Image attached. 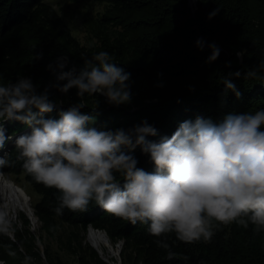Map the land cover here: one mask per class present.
<instances>
[{"label": "trees", "instance_id": "1", "mask_svg": "<svg viewBox=\"0 0 264 264\" xmlns=\"http://www.w3.org/2000/svg\"><path fill=\"white\" fill-rule=\"evenodd\" d=\"M98 1L105 2L106 8L99 16L86 19L92 34L91 43L86 44L52 1L0 0V78L31 75L43 87L54 79L47 65L57 57L66 53L70 58L67 67L79 68L84 65L81 53L107 49L132 72L134 95L131 103L118 106L109 104L103 95L86 96L88 105L82 111L92 112L91 105L100 99L96 110L100 125L128 127L147 117L161 134H171L180 120L198 113L219 120L228 112L264 107V0ZM217 7L220 11L209 18L208 13ZM198 37L221 47L215 61L206 62L212 49H201L196 44ZM241 49L244 55L238 57ZM40 52L42 57L37 55ZM229 60L231 64L226 63ZM253 67L256 76L246 78L244 73ZM237 69L241 75L231 78L240 96L234 90L225 91L221 79ZM161 80L163 86L158 83ZM53 91L63 98L65 107L80 99L76 88L68 93ZM7 129L16 135L30 131L20 120L8 121ZM13 149L9 142L7 150ZM135 153L142 166L153 167L139 146ZM3 172L24 173L40 195L32 203L38 229H32L30 217L24 214L25 226L16 233L17 241L34 257L31 264H110L88 241L90 226L106 230L114 244L124 241L123 264H264V232L257 233L252 226L222 225L210 241L185 242L170 233L176 256L168 258L167 249L155 243L157 237L146 231V225L132 224L94 204L85 212L66 209L63 216H57L52 208L56 190L36 182L22 161ZM54 224L58 225L55 230ZM9 245L16 249L15 256L9 255ZM24 255L16 241L0 235V259L6 264H23Z\"/></svg>", "mask_w": 264, "mask_h": 264}, {"label": "clouds", "instance_id": "2", "mask_svg": "<svg viewBox=\"0 0 264 264\" xmlns=\"http://www.w3.org/2000/svg\"><path fill=\"white\" fill-rule=\"evenodd\" d=\"M219 11L212 9L209 18ZM196 44L212 49L207 63L221 54L215 41L198 37ZM81 55L84 65L79 68L67 67L66 53L50 62L54 79L43 87L31 75L0 78V173L22 161L36 182L56 190L52 208L57 216L66 209L85 212L99 205L132 224L146 225L168 258L176 256L170 233L185 242L210 241L217 229L232 223L264 232V107L228 112L219 120L198 113L180 120L171 134H161L147 117L128 127L100 125V99L88 112L82 111L88 105L84 98L103 95L109 104L131 103L132 72L107 49ZM256 74L255 67L244 73L246 78ZM233 75L240 76L241 70L221 79L225 91L240 96ZM72 88L80 99L65 107L53 90L68 93ZM10 120L26 123L30 131L9 133ZM9 142L13 150H7ZM138 146L153 162L151 169L140 164ZM18 229L22 225L15 205L10 199L0 201V235L16 241L25 252L23 264H31L34 257L17 241ZM7 250L17 254L10 245ZM0 264L6 261L0 259Z\"/></svg>", "mask_w": 264, "mask_h": 264}, {"label": "rangeland", "instance_id": "3", "mask_svg": "<svg viewBox=\"0 0 264 264\" xmlns=\"http://www.w3.org/2000/svg\"><path fill=\"white\" fill-rule=\"evenodd\" d=\"M52 1L60 10L65 20L72 27L73 33L86 44L91 43L92 34L87 26L86 19L88 17H97L101 14V12L106 8L105 2H100L98 0H50ZM3 150H0L2 153ZM5 174L8 179L13 180V183L20 184L21 187H24L28 194L30 195L31 205L34 201H36L40 195L34 190L33 186L26 180L24 173L15 174V173H7ZM17 213L19 217L20 224L22 228L24 225L23 215L26 214L29 216V213L21 208H17ZM30 217V216H29ZM31 219V218H30ZM32 221V220H31ZM39 221L37 224L32 222V229L36 230L39 227ZM88 239V235H87ZM91 243V241L88 239ZM92 244V243H91ZM93 245V244H92ZM94 246V245H93ZM41 247L44 249V245L41 242ZM118 259V264L122 263L121 253L116 255ZM116 259V260H117ZM121 261V263L119 262Z\"/></svg>", "mask_w": 264, "mask_h": 264}, {"label": "bare ground", "instance_id": "4", "mask_svg": "<svg viewBox=\"0 0 264 264\" xmlns=\"http://www.w3.org/2000/svg\"><path fill=\"white\" fill-rule=\"evenodd\" d=\"M15 183H13V180L8 179L5 174L0 173V201L10 199L15 205L16 210L17 208H21L27 211L33 220L32 222L37 224L38 219L35 213L32 212L33 207L31 205L30 195L24 187ZM88 239L105 257L114 264H117L113 260L118 254L116 252L117 249L113 248V242L103 230L91 226L88 232Z\"/></svg>", "mask_w": 264, "mask_h": 264}, {"label": "water", "instance_id": "5", "mask_svg": "<svg viewBox=\"0 0 264 264\" xmlns=\"http://www.w3.org/2000/svg\"><path fill=\"white\" fill-rule=\"evenodd\" d=\"M194 1L195 0H191V4H193L194 3ZM33 207V206H32ZM32 212L34 213V209H32ZM31 218V217H30ZM37 219H38V217H37ZM32 220V219H31ZM33 221V220H32ZM91 227V226H90ZM94 227V226H93ZM90 229V228H89ZM97 229H100V228H97ZM100 230H103L106 234H107V232H106V230H104V229H100ZM108 235V234H107ZM108 237H109V235H108ZM110 238V237H109ZM123 243H124V241L122 240V241H120V242H117L116 244H114L113 243V248H116L117 250H116V252L118 253V254H120L121 253V250H122V247H123ZM95 247V246H94ZM96 248V247H95ZM97 249V248H96ZM98 250V249H97ZM99 251V250H98ZM99 253L101 254V256L105 259V260H107L108 262H110V264H114L113 262H111L107 257H105L100 251H99ZM119 262L121 263V261L119 260Z\"/></svg>", "mask_w": 264, "mask_h": 264}]
</instances>
